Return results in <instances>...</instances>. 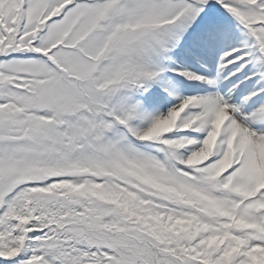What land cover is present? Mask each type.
<instances>
[{
    "label": "snow or ice",
    "instance_id": "snow-or-ice-1",
    "mask_svg": "<svg viewBox=\"0 0 264 264\" xmlns=\"http://www.w3.org/2000/svg\"><path fill=\"white\" fill-rule=\"evenodd\" d=\"M0 264H264V0H0Z\"/></svg>",
    "mask_w": 264,
    "mask_h": 264
}]
</instances>
